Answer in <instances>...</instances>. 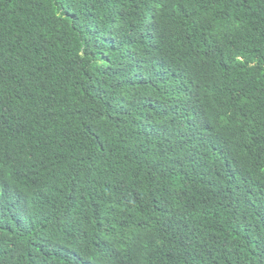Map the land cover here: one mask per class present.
Listing matches in <instances>:
<instances>
[{
    "label": "trees",
    "instance_id": "trees-1",
    "mask_svg": "<svg viewBox=\"0 0 264 264\" xmlns=\"http://www.w3.org/2000/svg\"><path fill=\"white\" fill-rule=\"evenodd\" d=\"M0 264H264V0H0Z\"/></svg>",
    "mask_w": 264,
    "mask_h": 264
}]
</instances>
